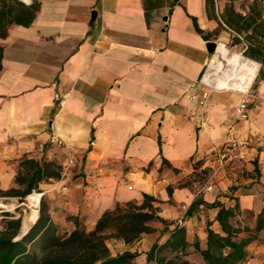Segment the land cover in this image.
I'll list each match as a JSON object with an SVG mask.
<instances>
[{
  "label": "crops",
  "instance_id": "0c3cea01",
  "mask_svg": "<svg viewBox=\"0 0 264 264\" xmlns=\"http://www.w3.org/2000/svg\"><path fill=\"white\" fill-rule=\"evenodd\" d=\"M223 10L214 0H0V190H23L15 179L24 158L60 165L61 152L51 155L46 147L53 135L82 157L65 176L38 182L62 233L74 219L92 230L104 211L140 204L143 194L160 200L166 223L152 221L155 231L130 244L108 239L111 255L113 246L123 247L118 254L137 252L146 262L148 250L178 224L188 243L183 258L199 264L192 244L205 248L207 222L221 233L218 208L206 207L214 201L254 227L264 210V77L252 90L259 107L251 104L248 119L236 120L241 94L203 81L216 54L205 42L223 47L216 18ZM55 92L66 94L62 106ZM205 92L202 109L188 98ZM230 140L244 159L216 170L212 190L197 194L194 173L214 166L213 151ZM195 199L201 203L188 216ZM255 245L264 254V229L247 249Z\"/></svg>",
  "mask_w": 264,
  "mask_h": 264
},
{
  "label": "trees",
  "instance_id": "16d2710c",
  "mask_svg": "<svg viewBox=\"0 0 264 264\" xmlns=\"http://www.w3.org/2000/svg\"><path fill=\"white\" fill-rule=\"evenodd\" d=\"M223 12L217 16L219 27L228 33L235 44L242 43L241 54L260 64L258 76L264 77V0H251L245 13L234 9L228 0ZM195 24L199 33L202 31ZM206 36V35H205ZM49 143L46 147H50ZM24 171L17 173L16 182L24 185L23 190L1 191L0 197L18 195V202L38 188V182L49 177L60 176V165L54 160L24 158L20 162ZM198 167L194 163V168ZM194 180H202L201 174L194 173ZM169 192L170 189L168 188ZM160 200L143 194V201L116 203L112 209L102 213L92 230L85 228L74 219V228L62 233L46 213L43 198H40L38 217L27 232L20 234L21 219L6 218L0 224V264H135L137 252L123 251L111 255L106 241L110 238L121 239L125 244L138 240L143 234L155 231L152 221L166 223L158 215ZM201 203L195 199L187 209L189 216ZM208 208H218L215 220L221 233L208 228L205 248L193 242L199 264H242L250 254L248 245L257 239L259 231L264 229V210L255 219L254 227L241 225L236 219L233 208L224 207L219 201L206 204ZM2 216H12L1 211ZM167 239L155 243L146 253V262L159 264H194L183 256L187 253L185 228L178 224L168 231ZM164 252L170 256H164Z\"/></svg>",
  "mask_w": 264,
  "mask_h": 264
},
{
  "label": "built area",
  "instance_id": "2783aa9c",
  "mask_svg": "<svg viewBox=\"0 0 264 264\" xmlns=\"http://www.w3.org/2000/svg\"><path fill=\"white\" fill-rule=\"evenodd\" d=\"M241 94V98L237 105L234 107L232 112V119H248L249 112L248 108L252 104L254 108H258L259 104L255 103L257 100V94L254 91H250L249 87H243L242 89L237 90ZM53 98L55 99L58 106H62L66 99V94H59L55 92L53 94ZM188 98L191 100H197L199 107L202 109L205 106L207 93H203L199 98L195 94H189ZM200 116L203 114L200 113ZM51 148L49 153L51 155L60 151L62 154V161L60 163V177L65 176L72 168L80 165L82 162V157L78 154L76 148L69 146L59 138L51 135L50 139ZM212 162L214 166H205L200 167L197 171L198 174H201L202 180L198 181V187L196 193H200L202 191H210L213 188V174L216 170L225 169L230 165L234 158H238L239 160L244 159V154L239 151V143L235 140H230L226 142L221 148L213 151L212 153ZM129 188H131L129 186ZM61 192L65 196L68 192V187L63 185L61 187ZM40 199V196H39Z\"/></svg>",
  "mask_w": 264,
  "mask_h": 264
},
{
  "label": "bare ground",
  "instance_id": "6f19581e",
  "mask_svg": "<svg viewBox=\"0 0 264 264\" xmlns=\"http://www.w3.org/2000/svg\"><path fill=\"white\" fill-rule=\"evenodd\" d=\"M26 2L28 0H25ZM216 53V54H215ZM203 81L215 89H232L239 90L247 86L252 78L254 77L258 64L250 60L244 59L240 55H235L232 58L227 57V52L222 46L217 48ZM221 60L227 62L222 66ZM253 81V80H252ZM39 193L34 192L27 197L32 213L27 216L22 225L23 231L26 230L29 225L37 218V204L39 201ZM0 208H5L3 204H0ZM6 210L10 211L13 209L12 206L6 207Z\"/></svg>",
  "mask_w": 264,
  "mask_h": 264
},
{
  "label": "rangeland",
  "instance_id": "374dc122",
  "mask_svg": "<svg viewBox=\"0 0 264 264\" xmlns=\"http://www.w3.org/2000/svg\"><path fill=\"white\" fill-rule=\"evenodd\" d=\"M215 4H216V7L221 10H223V6L221 8L220 7V0H214ZM226 4H228V2H226ZM249 5V0H235L233 2V6L234 8H237L239 10H247V7ZM221 43L223 45V47L225 48L226 52H227V57L229 58H232L234 57L236 54L237 55H240L241 57H243L244 59H247V60H250L252 62H254L253 60L251 59H248L246 57H244L242 54H241V48H242V43H239V44H235L233 41H232V38L230 36V33L226 32V31H222V36H221ZM221 63H222V66L225 65L226 67V64L227 62L225 60H221ZM257 63V62H256ZM259 64V63H257ZM260 65V64H259ZM257 69H258V66H257ZM259 69H260V66H259ZM259 69L256 70V72L258 71L259 72ZM258 72L256 75V77L254 76L252 78V80L254 81H250V83L245 86V87H249V90L252 91L253 90V85H254V82L256 81L255 78H258ZM252 82V83H251ZM213 90H215L213 87H209ZM217 90H221V91H225V92H238L237 90H232V89H217ZM34 192L38 193V191H32L30 193L33 194ZM28 195V196H30ZM26 196L24 199H23V202H24V205H17V200L15 198H10V197H0V204H3L6 207H9V206H12L13 209L8 211L10 212V214L12 216H2L1 213H0V224H1V220H4L6 218H17V217H20L21 219V224L23 225V221L24 219L29 216L31 213H32V209H31V206L29 204V202L27 201V197ZM40 201V199H39ZM39 201H38V204H37V213H38V209H39ZM5 208H0V212L1 211H6ZM31 225V224H30ZM29 225V226H30ZM20 232H21V229H20ZM123 248V247H122ZM121 247H117V246H113L112 249L115 250V252H117L118 254V251H120L122 249ZM249 258L243 262L242 264H264V254L263 252L261 251V247L258 246V245H255L253 247H251L249 250ZM164 256L166 257H169L170 255L166 252H164L163 254ZM134 263L135 264H159L158 262L154 263V262H144V260L142 259H139V258H135L134 259Z\"/></svg>",
  "mask_w": 264,
  "mask_h": 264
},
{
  "label": "water",
  "instance_id": "95a60500",
  "mask_svg": "<svg viewBox=\"0 0 264 264\" xmlns=\"http://www.w3.org/2000/svg\"><path fill=\"white\" fill-rule=\"evenodd\" d=\"M219 46V43H217L216 41H206L205 42V48L207 50V52L210 54V55H213L216 51H217V48ZM17 205H24V202L21 201V202H18ZM7 211V210H6ZM30 227V226H29ZM29 227L23 231L22 229V225H21V232H20V235L16 237V239L20 238L21 236H23L27 230L29 229Z\"/></svg>",
  "mask_w": 264,
  "mask_h": 264
}]
</instances>
